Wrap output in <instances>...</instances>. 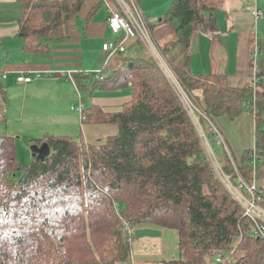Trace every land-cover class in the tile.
<instances>
[{
    "label": "trees",
    "instance_id": "obj_1",
    "mask_svg": "<svg viewBox=\"0 0 264 264\" xmlns=\"http://www.w3.org/2000/svg\"><path fill=\"white\" fill-rule=\"evenodd\" d=\"M18 1V36L27 52L42 56L52 42L80 37L77 20L85 0ZM197 2L176 0L167 13L183 47ZM126 46L119 67L103 80L85 72L74 75L79 89L129 88L130 99L119 111L92 105L80 114L83 124L115 125V134L94 143L68 135L33 138L31 143L46 142L50 152L20 166L14 137L0 133V264H125L133 230L143 224L178 232L179 257L164 264H217L218 254L224 264H264V236L253 233V222L218 176L169 79L140 52L139 41ZM174 69L212 124L215 117L234 120L245 110L252 115L256 166L251 149L234 162L201 119L231 182L237 186L243 177L264 190V65L256 88L251 82L232 86L224 74ZM123 225L132 230L126 238Z\"/></svg>",
    "mask_w": 264,
    "mask_h": 264
},
{
    "label": "crops",
    "instance_id": "obj_2",
    "mask_svg": "<svg viewBox=\"0 0 264 264\" xmlns=\"http://www.w3.org/2000/svg\"><path fill=\"white\" fill-rule=\"evenodd\" d=\"M137 1L159 46L175 67L188 69L193 75L224 74L232 86L251 82L253 75L261 80L257 72L264 65V17L255 20L250 14L255 6L264 10L258 0H198L187 47L177 42L175 27L167 21V13L176 0ZM92 8L95 9L89 14ZM20 15L18 0H0V74L5 75L0 79L3 127H8L9 121H17L22 127H81L80 137L90 143L115 134L117 128L113 124H83L74 114L78 113L76 107L80 103L84 108L94 105L106 112H116L131 96L129 88L84 87L83 98L82 89L74 80V75L101 68L103 75L108 74L113 57L103 67L102 44L115 36L107 25L106 6L100 0H85L77 20L80 37L54 41L49 53L42 56L23 49L17 25ZM116 69L114 62L110 72ZM67 72H71V77ZM38 73L42 76L37 77ZM21 74L30 76L31 81L18 83ZM213 125L226 140L234 162L239 163L243 152L255 147V122L249 111H243L234 120L215 117ZM133 233L130 259L125 264H164L166 260L178 259L175 229L143 224L134 228Z\"/></svg>",
    "mask_w": 264,
    "mask_h": 264
},
{
    "label": "built area",
    "instance_id": "obj_3",
    "mask_svg": "<svg viewBox=\"0 0 264 264\" xmlns=\"http://www.w3.org/2000/svg\"><path fill=\"white\" fill-rule=\"evenodd\" d=\"M111 3L109 0H102L104 6H106L108 17L107 25L111 33L115 36L112 40H105L102 44V51L104 52L103 58V67L108 63L109 59L116 54H121L126 52V43L129 40H137L144 47L151 49L158 59L161 60L167 72L172 75V69H169V66L166 62V59L163 51H159L154 42L153 35L151 32L150 24L140 9L139 3L137 0H112ZM250 14L255 20L262 19L264 16V10L259 7H252L250 9ZM153 56V55H152ZM153 56V59L156 60ZM253 59L256 60V53H253ZM166 61V62H165ZM157 62V61H156ZM174 69V68H173ZM255 69V68H254ZM101 69H96L92 71H86L87 75H92L95 79L103 80L104 75ZM49 73V72H48ZM67 75H71V72H67ZM37 77L42 76L40 73L36 74ZM71 77V76H70ZM5 78V75L0 74V79ZM31 81V77L28 75H19L17 77L18 83H25ZM258 80L253 75L251 79V85L253 88H256ZM175 83L177 88H175ZM173 88L175 89L180 101L182 102L187 113L191 117L195 126L198 125L200 128V135H202L203 140L207 146V153L209 158L217 171L218 176L221 180L229 187L233 196L243 207L244 215L247 216L254 225L253 233L256 235L264 236V190L257 188L255 181L251 184H248L242 178L239 179V184L236 186L231 183L224 173L222 167L220 166L216 155L209 143L206 134L204 133L199 120L201 117L205 118L212 128L215 130L218 137V141L223 145V147L229 153L228 147L226 145V140L218 131V129L211 123L210 119L203 113L198 107L197 103L194 102L193 98L189 95V92L181 85L179 80L175 81ZM173 84V83H172ZM183 87V88H182ZM181 90V93L178 91ZM252 101H255V98H252ZM253 104V103H252ZM84 109L83 104H79L76 107V110L79 114L82 113ZM209 148V149H208ZM252 153V163L255 165L256 154L254 148L251 149ZM215 261L217 264H224V258L218 254L215 256Z\"/></svg>",
    "mask_w": 264,
    "mask_h": 264
},
{
    "label": "rangeland",
    "instance_id": "obj_4",
    "mask_svg": "<svg viewBox=\"0 0 264 264\" xmlns=\"http://www.w3.org/2000/svg\"><path fill=\"white\" fill-rule=\"evenodd\" d=\"M258 1H259L260 5L264 6V0H258ZM150 28H151V26H150ZM151 32H152V35H153V42H154L155 46L157 48H159L158 49L159 51H161L162 48L159 46V44H158V42L156 40V37H155V35L153 33L152 28H151ZM141 47L142 48H141L140 52H143V54L153 58L155 53L151 49H148V48L144 47L142 44H141ZM162 51H163L166 59L168 60V62H166V61L165 62L168 64L169 69H172V75L167 72V69L165 68V66L163 65L161 60L158 59L156 56H154V58L156 59L154 61L155 62L157 61L156 63L159 66L160 70L167 76V78L169 79L171 85L173 86L175 81L178 80V77H177V74H176L177 72H175V69H173V68H175V66L171 63L170 59L167 57L166 52H164V50H162ZM258 60H260V57H258ZM114 62L117 64V67H118V65H120L121 62H122V55L116 54V55L113 56L112 60L110 61V65H108V67H107V72H110L111 65ZM174 86H175V88L178 87L176 83H175ZM174 91H175V89H174ZM178 92L181 93V90H179ZM188 92H189V95L192 98L195 97L193 92H191V91H188ZM80 93L82 94V97L85 98V92H84L83 89L80 91ZM193 100L196 103L195 99H193ZM77 104H78V100H76L75 106H77ZM74 114L76 115V117H78L77 119L79 120L80 119L79 112L78 113L75 112ZM48 121L51 122V123L54 122L53 119H49ZM199 123L201 124V127L203 129V127H204L203 123H205V121H202V119L200 118ZM205 124H207V123H205ZM0 125H1L0 133L6 132L7 134H9V135L14 137L16 158H17L18 164L20 166L29 164L32 161V159H33L32 152H31V149H30V146L32 144L30 142V140L33 139V138H38V137L42 136L43 134H62V135H68V136H70V137H72V138L77 140L81 136V127H22V126H20V123L18 124L17 121H9L8 122V127H3L4 126L3 122H0ZM196 130L198 131V134H199V136L201 138V141H202L203 145L205 146V148L207 150V146H206V144H205V142L203 140V137H202V135H200L201 132H200V128L198 127V125H196ZM203 131H204V129H203ZM218 148H219V146H217V147L213 146L212 150H213V152H215L214 156H215V154L217 156L220 154V151H219ZM242 179H243V177H242ZM229 181L231 182L230 179H229ZM121 230H122L121 236L124 237V238H126V236H128V234L132 231L127 225H125V226L123 225Z\"/></svg>",
    "mask_w": 264,
    "mask_h": 264
},
{
    "label": "water",
    "instance_id": "obj_5",
    "mask_svg": "<svg viewBox=\"0 0 264 264\" xmlns=\"http://www.w3.org/2000/svg\"><path fill=\"white\" fill-rule=\"evenodd\" d=\"M30 149L32 156L40 160H43L45 157H47L50 152L49 146L46 142H43L40 145L32 143Z\"/></svg>",
    "mask_w": 264,
    "mask_h": 264
}]
</instances>
